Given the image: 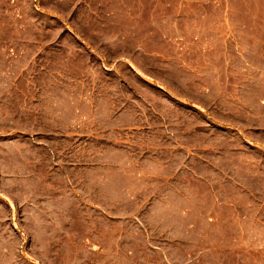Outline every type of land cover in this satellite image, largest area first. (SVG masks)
I'll list each match as a JSON object with an SVG mask.
<instances>
[{"label": "rangeland", "instance_id": "rangeland-1", "mask_svg": "<svg viewBox=\"0 0 264 264\" xmlns=\"http://www.w3.org/2000/svg\"><path fill=\"white\" fill-rule=\"evenodd\" d=\"M0 264H264V0H0Z\"/></svg>", "mask_w": 264, "mask_h": 264}]
</instances>
